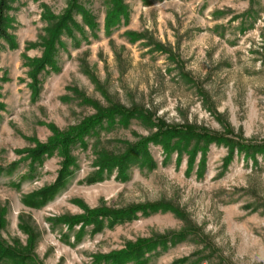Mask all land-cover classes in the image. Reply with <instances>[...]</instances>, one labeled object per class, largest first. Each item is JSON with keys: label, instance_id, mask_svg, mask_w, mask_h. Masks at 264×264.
Returning a JSON list of instances; mask_svg holds the SVG:
<instances>
[{"label": "rangeland", "instance_id": "1", "mask_svg": "<svg viewBox=\"0 0 264 264\" xmlns=\"http://www.w3.org/2000/svg\"><path fill=\"white\" fill-rule=\"evenodd\" d=\"M0 20V264H264V0Z\"/></svg>", "mask_w": 264, "mask_h": 264}, {"label": "trees", "instance_id": "2", "mask_svg": "<svg viewBox=\"0 0 264 264\" xmlns=\"http://www.w3.org/2000/svg\"><path fill=\"white\" fill-rule=\"evenodd\" d=\"M6 39H7V33H6V31L2 25V21L0 20V40H6ZM49 56H50V54L48 53V55L46 56L47 60H49ZM158 123L164 129L166 136L170 135V138H173L179 134H183V135L187 136L186 139H189V140L194 139V141H193L194 144H195V141L197 143L198 142L201 143L200 141L202 139H204V140L208 139L207 142H216V143L222 141L223 139H227L225 135L212 134L205 129H199V128L192 126V125L185 124L183 126H168V125H165V123H163L161 120ZM230 133H232V132L229 130L226 132V134H230ZM228 141H230V140H228ZM203 143H205V142H203ZM198 144H196V145H198ZM188 153H189L190 157H192L196 154L195 151H193V150H190Z\"/></svg>", "mask_w": 264, "mask_h": 264}]
</instances>
